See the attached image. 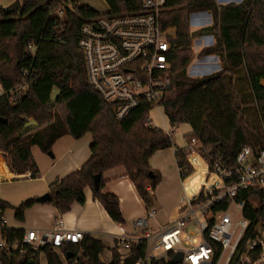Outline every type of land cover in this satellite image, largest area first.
<instances>
[{
	"label": "trees",
	"instance_id": "trees-1",
	"mask_svg": "<svg viewBox=\"0 0 264 264\" xmlns=\"http://www.w3.org/2000/svg\"><path fill=\"white\" fill-rule=\"evenodd\" d=\"M61 0L21 2L22 15L7 12L0 6V151L8 162V169L23 174L29 168L32 178L37 168L31 156V147L38 146L49 153L53 143L64 135L78 139L91 134L90 156L78 169L55 179L48 186L52 205L59 215L67 212L73 203H83L84 190L89 187L108 216L118 224L124 223L119 200L105 192L104 171L122 166L133 183L146 209L154 203L153 192L160 182L158 172L151 169L150 157L159 150L175 148V160L180 177L193 172L187 160V149L177 147L172 133L151 124L150 106L141 101L122 119L116 118L113 103L105 101L89 84L84 56L77 43L76 33L84 19L97 14L87 5L65 8L62 20L54 22L52 11ZM66 1V0H65ZM114 11L138 8L142 0H106ZM62 5V3H61ZM209 11L213 24L197 35H213L214 45L203 48L201 55H218L222 69L211 74L189 78L186 67L193 53L189 28L190 15ZM160 26L172 28L170 76L172 87L165 92L161 104L170 125L188 123L191 133L187 140L196 138L200 147L221 153L233 162L238 150L262 143V116L264 113V0H242L240 3L219 5L215 0H166L160 13ZM29 44L35 46L33 55L26 54ZM243 69L248 80L252 104L256 107L255 126L246 124L244 102H240L233 87L232 73ZM23 70L28 71L30 83L19 94L10 91L23 81ZM229 75V76H228ZM59 90L51 100L53 88ZM33 118L37 127L21 134L23 124ZM98 174L99 187L94 189L93 177ZM151 174V175H150ZM7 176L0 157V178ZM215 177V176H214ZM212 183V188L215 185ZM209 188V189H210ZM251 196L243 193L241 199ZM257 206L246 202L244 216L264 219V191H255ZM38 203L35 198L11 206L0 200V217L10 208L14 218L23 222L25 210ZM5 226V225H3ZM1 235L8 240L20 239L23 231L5 226ZM104 243L88 234L78 244L63 247L65 259L50 247L42 248L46 264H105L100 256ZM106 264H120L115 248ZM69 254V257H67ZM144 254V245H136L122 264H135ZM6 264H40L31 251L15 255Z\"/></svg>",
	"mask_w": 264,
	"mask_h": 264
},
{
	"label": "built area",
	"instance_id": "built-area-1",
	"mask_svg": "<svg viewBox=\"0 0 264 264\" xmlns=\"http://www.w3.org/2000/svg\"><path fill=\"white\" fill-rule=\"evenodd\" d=\"M103 1L106 11H96L95 16L84 19L76 33L89 84L105 101L113 103L118 119L124 118L141 101L148 103L151 109L164 110L161 101L173 84L169 55L171 39L175 37L174 29H163L159 23L166 0H142L138 8L126 11H114L106 0ZM123 1L130 3L132 0ZM83 5L87 4L79 0H61L51 13L55 24L63 19L65 8ZM197 32H190L195 34L191 37L193 50L200 52L212 46L196 44ZM35 49L29 44L26 54L33 55ZM22 72L23 81L10 91L13 95L30 83L28 71ZM2 92L0 89V94ZM261 137V144L241 147L233 162L211 149L197 151L200 144L196 138L187 140V160L193 154L201 159L205 171L203 182L193 189L192 196L182 182L183 194L178 200L176 217L167 224L148 231V220L156 218V210L149 208L134 221V234H120L114 247L120 264L131 254L132 247L140 244L144 245V254L135 264H172L171 260L179 254L181 261L176 264H264V219L256 214L252 220L243 212L246 202L258 205L252 194L264 191V113ZM1 159L8 167V162L2 156ZM211 175L216 177V182L208 189L206 182ZM192 185L193 180L188 187ZM243 193L251 196L241 199ZM236 212L239 215L234 216ZM3 225L1 216L0 264H6L15 255H26L28 248L32 258L44 255V247L52 248L65 258L63 247L80 243L85 235L67 229L58 218L49 229H27L20 239L8 240L1 235ZM109 256L111 259L112 251ZM100 260L104 262L102 256Z\"/></svg>",
	"mask_w": 264,
	"mask_h": 264
},
{
	"label": "crops",
	"instance_id": "crops-1",
	"mask_svg": "<svg viewBox=\"0 0 264 264\" xmlns=\"http://www.w3.org/2000/svg\"><path fill=\"white\" fill-rule=\"evenodd\" d=\"M242 0L235 1L240 3ZM230 1L226 0H216V3L219 5H226ZM197 23H204L205 25L199 27L193 31L190 28V32L194 33L199 31L201 28L210 27L213 24V17L209 11H200L193 13ZM189 22L191 20V16ZM197 34V33H196ZM208 37L210 44L213 45L216 43L215 37L212 36H198ZM201 46V45H200ZM213 60L217 61L218 68L219 60L217 55L210 56ZM218 70V69H217ZM1 89V86H0ZM152 110V109H151ZM151 112V111H150ZM149 112V117H150ZM158 114L162 119L164 115V110L158 109ZM151 124H152V119ZM163 120V119H162ZM169 124V121H168ZM188 129L184 131L182 135V141L184 144L175 143L177 147L186 148L187 147V135L191 133V126L188 123ZM153 125V124H152ZM170 125V124H169ZM164 132L169 133L171 131L174 134L173 127L164 125L163 127H158ZM91 143V134L85 133L80 138L75 139L71 135H64L58 138L52 145L51 151L45 153L41 149L33 145L30 149L31 156L37 168V176L32 178L30 175L31 170L28 168L23 174L12 173L5 162L7 176L0 178V182L4 181H16L23 185V189L19 191L17 201L15 203H8L11 205L20 204L22 201L37 198L42 196L45 193H48V186L57 178H61L75 169L80 168L89 158L90 149L89 145ZM168 149V148H167ZM170 149V148H169ZM169 151V154H168ZM175 148L170 150H159L156 151L149 159L150 167L158 172L161 175V179L156 189L153 192L154 203L151 208H155L156 199L158 201V188L160 184L164 181L166 176L170 175L175 177L174 184L176 183L177 175L180 179V185L176 184L174 187V196L171 199L170 203H164L160 200L156 205H163V207H156V211H161L163 216H165L164 225L171 221L174 216L177 214V204L179 197L183 194L182 182L190 177L182 178L180 177L178 167L175 160ZM173 165V167H172ZM102 178L105 180L104 191L115 194L119 200V208L121 210L122 216L124 218L123 224L115 223L106 213L102 205L93 198L91 188L87 187L84 190V202L83 203H73L70 209L59 215L57 210L48 203H36L26 210V219L23 223L14 224V226H8L6 219H3L4 224L8 228L19 229L23 232L27 229L34 230H44L51 228L56 219L61 218L64 226L70 230L81 231L84 234H88L94 238L101 240L106 246L112 247L115 245L116 238L120 234H134V221L137 218H140L144 215L146 207L137 193L133 183L125 174V169L122 166H117L110 168L103 172ZM164 178V179H163ZM177 189V190H176ZM192 189V188H191ZM190 189V190H191ZM188 190V189H187ZM188 190V192H190ZM157 191V192H156ZM165 207V208H164ZM159 209V210H158ZM161 214V215H162ZM171 216V217H170ZM33 220V224L29 225V219ZM113 248V247H112ZM110 251H108L109 254ZM58 253V252H56ZM64 253V252H63ZM60 255V253H58ZM45 256V255H44ZM61 256V255H60ZM39 259V258H38ZM46 259V258H45ZM40 261V259H39ZM109 262V261H108ZM106 262V263H108Z\"/></svg>",
	"mask_w": 264,
	"mask_h": 264
},
{
	"label": "rangeland",
	"instance_id": "rangeland-1",
	"mask_svg": "<svg viewBox=\"0 0 264 264\" xmlns=\"http://www.w3.org/2000/svg\"><path fill=\"white\" fill-rule=\"evenodd\" d=\"M13 1L14 0H0V6L5 7V6L9 5L10 3H12ZM79 1L84 3V4H87L93 10H95L97 12H104L107 9L106 3L103 0H79ZM226 1H230L229 3H236L235 1H238V0H226ZM196 17L197 16H195L193 14L191 16V20H190V26H191V29L193 31H195L198 28V26L201 27V26L206 24V22L197 23L195 20ZM194 36H195V34H193V38H194ZM199 36H202V35H199ZM216 41H217V38H216ZM196 44L201 45L203 47L207 44H210V40L208 37H201V38L197 39ZM191 50L193 53V57H192L190 63L186 67V74L189 78H199V77L208 75L212 72H216V71H219L222 69L223 62L218 55H217L218 60L220 62L219 68L217 66V61L215 62L213 60V58H211L210 56L201 55L200 53H198L199 50H193L192 42H191ZM232 80H233V87L236 90V94H237L238 99L240 100V102H244V104H245V106L243 107V113L245 116L246 124L249 127H254L255 126V119H256V107L254 104L251 103L252 97L250 94L248 80H247V77L244 73V70L241 68V69H238L237 71H234L232 73ZM150 118L152 119V124L156 127H163L164 125H166L168 127L170 126V128H171V125H169L170 123L168 124V119L165 118V116L163 115L162 116L163 120H162L161 117L159 116L158 108H153L151 110ZM172 129L174 130V134H172V139H173L174 143H179L180 145L184 144V140L182 141V135L184 134V131H186L188 129V125L185 123H182V124H178V125L173 126ZM86 133H90V132H86ZM171 149H173V147H170V149L168 148V149H164V150H170L171 151ZM168 154H169V151H168ZM1 156L5 160L6 154L3 151H0V157ZM188 160L190 161V163L194 169H193V172L189 176H187L190 178H187L186 180H184V184L187 186L188 190H190L192 188L190 190V193H192V195H193V189L195 187L199 186V184H201L203 182V177H204L205 171L202 167L201 159L197 155L193 154V155L188 156ZM172 167H173V165H172ZM160 177H161V175H160ZM177 178L178 179H176L175 184H174L175 177H173V175L171 176L170 173L166 176L165 179L163 178L164 181L160 184V186L158 188V194H159L158 201L160 198V200L164 201V203H170L171 202V199L174 196V187L176 186V184L180 185V179H179L178 175H177ZM192 180H193V185L191 187H188L190 181H192ZM214 181H215V177H214V175H211L210 179L206 182L208 189L211 187V185ZM22 189H23V185L19 182H16V181L0 182V200L4 201L6 203H15L17 201L18 193ZM158 201L156 199V204ZM156 204H155V208L157 206L158 207L165 206V204H163V205H156ZM9 205H11V204H9ZM11 206H15V205H11ZM28 209H30V208H28ZM28 209H26V210H28ZM26 210H25V213H26ZM161 214H162L161 211H156V218L148 220V227H147L148 231L152 232V231L158 229L159 226L164 225L165 216H163L164 214H162V215ZM235 215H239V214L236 212L234 214V216ZM175 217L176 216H174L171 219H174ZM4 218L6 219V223H8V226H14V224L23 223L26 219V216H25V219L23 222L17 221L14 218L13 210L10 208H7L4 211ZM33 220H34V218L32 220L29 219V225L33 224ZM104 246H105V250L103 251L101 256H102V259L104 262H108L110 260V256L108 254V251H109V249L111 251L114 248V245L112 246L113 248L112 247L109 248V246H106L105 244H104ZM39 259H40V264H46V259H45L44 255L41 254Z\"/></svg>",
	"mask_w": 264,
	"mask_h": 264
},
{
	"label": "water",
	"instance_id": "water-1",
	"mask_svg": "<svg viewBox=\"0 0 264 264\" xmlns=\"http://www.w3.org/2000/svg\"><path fill=\"white\" fill-rule=\"evenodd\" d=\"M3 9L7 12H17V14L19 16L22 15V7H21V3L19 0H14L12 3H10L9 5L3 7ZM59 94V90L55 87L53 88V91L51 93V100H55L57 95ZM6 119H3V118H0V123H6ZM37 122L31 118L29 119L27 122H25L23 124V127L21 128L20 130V133L23 134L35 127H37ZM151 175V174H150ZM99 178L100 176L98 174L94 175L93 177V187L94 189H97L99 187ZM51 200V197L49 195V193H45L43 194L42 196H39L36 198V201L38 203H46L48 201ZM67 257H69V254H67ZM181 261V254L175 256L172 260H171V263L172 264H176L178 262Z\"/></svg>",
	"mask_w": 264,
	"mask_h": 264
},
{
	"label": "bare ground",
	"instance_id": "bare-ground-1",
	"mask_svg": "<svg viewBox=\"0 0 264 264\" xmlns=\"http://www.w3.org/2000/svg\"><path fill=\"white\" fill-rule=\"evenodd\" d=\"M215 178H216V177H215ZM188 194H189L190 196H192V193L188 192ZM116 244H117V242H115L114 247L116 246ZM62 259H65V258H62ZM125 259H126V258H125Z\"/></svg>",
	"mask_w": 264,
	"mask_h": 264
}]
</instances>
